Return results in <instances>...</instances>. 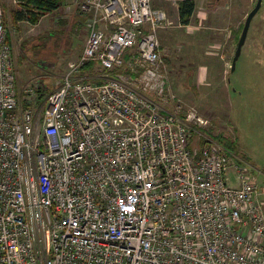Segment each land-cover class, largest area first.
I'll list each match as a JSON object with an SVG mask.
<instances>
[{"label":"built area","instance_id":"1","mask_svg":"<svg viewBox=\"0 0 264 264\" xmlns=\"http://www.w3.org/2000/svg\"><path fill=\"white\" fill-rule=\"evenodd\" d=\"M73 3L82 50L60 78L23 87L0 4V264H264L244 158L169 98L165 11Z\"/></svg>","mask_w":264,"mask_h":264},{"label":"rangeland","instance_id":"2","mask_svg":"<svg viewBox=\"0 0 264 264\" xmlns=\"http://www.w3.org/2000/svg\"><path fill=\"white\" fill-rule=\"evenodd\" d=\"M57 1L59 8L44 12L33 23L15 20L14 11L34 8L39 12V8L18 0H0L20 87L35 79L60 78L82 50L87 14L76 10L73 0ZM181 1L152 0L153 7L166 14L158 34L169 98L175 97L184 107L195 106L209 120L208 135L229 138L227 146L244 158L253 180L264 187V0L252 19L234 70L231 63L237 42L257 0L199 3V9L207 4L211 9L206 8L205 14L198 9L188 25L180 22ZM89 69L95 71L96 66ZM227 179L234 182L232 169H228Z\"/></svg>","mask_w":264,"mask_h":264},{"label":"trees","instance_id":"3","mask_svg":"<svg viewBox=\"0 0 264 264\" xmlns=\"http://www.w3.org/2000/svg\"><path fill=\"white\" fill-rule=\"evenodd\" d=\"M24 4H33L34 7L39 8V12H35V9L29 8H17L14 11L15 20H30L33 23H36L39 17L46 11L55 10L61 5L57 0H18ZM60 5V6H59ZM196 3L194 0H182L179 5V18L180 22L184 24L190 23L191 16L195 10ZM41 12V13H40ZM224 145H228L227 142L229 138H223L220 136L219 139ZM228 147V146H227ZM229 148V147H228ZM230 149V148H229Z\"/></svg>","mask_w":264,"mask_h":264},{"label":"water","instance_id":"4","mask_svg":"<svg viewBox=\"0 0 264 264\" xmlns=\"http://www.w3.org/2000/svg\"><path fill=\"white\" fill-rule=\"evenodd\" d=\"M262 3H263V0H257L255 5L250 9V11H248V13L246 15V18H245V21L243 24V28H242V32H241L240 37H239L238 42H237L235 54L232 58L231 70L235 69L236 61L238 60V58L241 54L242 46L244 45V43L247 39V35L249 32V28H250L252 19L254 18V16L257 14L259 9L261 8Z\"/></svg>","mask_w":264,"mask_h":264},{"label":"crops","instance_id":"5","mask_svg":"<svg viewBox=\"0 0 264 264\" xmlns=\"http://www.w3.org/2000/svg\"><path fill=\"white\" fill-rule=\"evenodd\" d=\"M204 2L209 3L210 1H209V0H196V7H195V10H194V12H193V15L191 16L190 23H191V21H193L194 18H195V14H196L197 10L199 9V3H200L201 5H203ZM210 6H211V5H210ZM206 8H207V9H211V8L209 7V5L207 4V7L202 8V9H199V13H201V14H205V11H208V10H206ZM204 10H205V11H204ZM178 11H179V8H178ZM196 17H197V15H196ZM190 23H188V24H190ZM188 24H187V25H188ZM257 200L262 204V206H263V208H264V187H261V188H260V186H259V190H258V193H257Z\"/></svg>","mask_w":264,"mask_h":264},{"label":"bare ground","instance_id":"6","mask_svg":"<svg viewBox=\"0 0 264 264\" xmlns=\"http://www.w3.org/2000/svg\"><path fill=\"white\" fill-rule=\"evenodd\" d=\"M87 31H88V32H87V35H86V37H87V36H88V34H89V29H88V28H87Z\"/></svg>","mask_w":264,"mask_h":264}]
</instances>
